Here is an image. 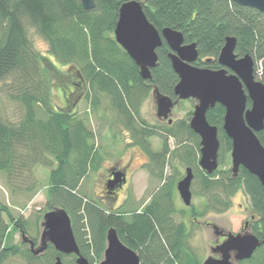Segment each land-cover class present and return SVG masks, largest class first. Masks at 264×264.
I'll use <instances>...</instances> for the list:
<instances>
[{"label":"trees","instance_id":"16d2710c","mask_svg":"<svg viewBox=\"0 0 264 264\" xmlns=\"http://www.w3.org/2000/svg\"><path fill=\"white\" fill-rule=\"evenodd\" d=\"M124 1L96 0L95 8L88 10L81 0H0V93L15 105L11 113L0 103V173L7 187L35 193L40 187L35 168L56 163L50 170L46 211L54 207L67 210L80 252L90 264L103 259L111 227L139 254L143 264H202L189 245L186 223L174 216L178 211L177 182L182 175L178 168L174 170L178 164L193 168L192 191L203 202L202 210L194 202L190 206L193 220L210 211H226L232 197L243 190L251 212L257 215L250 224L251 232L262 239L264 186L245 167L234 175L229 165L232 140L223 128L225 107L217 103L207 113L209 122L218 127L220 139L219 166L211 174L198 163L201 138L190 127L192 110L172 123H149L141 116V105L155 87L177 99L174 88L179 76L164 41L157 49L159 61L151 69L152 77L142 78L139 66L115 39ZM138 1L159 30L171 26L183 32L185 42L197 43V66L221 68L219 53L226 38L235 36V53L254 57L256 78L264 83V12L235 0ZM30 28L47 41L49 54L59 64L69 66L67 72L36 48ZM55 81L67 95L68 106L74 90L83 93L86 89L85 98L94 110L106 99L113 113L109 119L105 117L109 128L119 125L128 131L129 144L146 153L143 167L159 184L145 205L130 208L127 200L108 209L81 192V182L98 170L103 156L94 130L85 120L54 103ZM258 136L264 144V129ZM153 137L160 138V149L153 148ZM167 167L173 174L165 175ZM16 233H20L19 241ZM40 236L41 223L32 235L29 222L22 215L16 217L10 205L0 201V264L17 255L27 264H55L57 256L65 264H77L76 254H63L52 243L42 253H34L30 240L37 246ZM237 264H264V244L251 258Z\"/></svg>","mask_w":264,"mask_h":264},{"label":"water","instance_id":"95a60500","mask_svg":"<svg viewBox=\"0 0 264 264\" xmlns=\"http://www.w3.org/2000/svg\"><path fill=\"white\" fill-rule=\"evenodd\" d=\"M235 1L264 12V0ZM81 2L88 10L96 6V0ZM114 33L116 41L139 66L140 74L145 80L152 77L151 69L158 65V47L164 41L168 43L171 49L169 57L173 69L179 76L174 88L177 99L162 94L155 87L152 94L156 102L157 116L172 123L173 119L169 116L176 104L180 100H195L190 127L201 138L198 159L200 167L211 174L219 166V130L216 125L209 122L207 113L220 103L226 109L223 128L232 140L231 168L234 175H237L243 166L256 175L264 186V144L258 136L264 129V83L256 78L254 57L251 54L237 56L235 53L236 37L226 38L218 56L221 68L197 66L195 64L199 58L197 43L185 42L183 32L171 26L159 30L149 20L143 4L138 0H125L122 3ZM120 180L121 174L116 173L109 186L113 187ZM193 180V168L188 166L185 175L177 182V190L187 206L193 204ZM249 228V232L227 233L223 242L212 247L213 253L219 257L210 255L202 264H237L240 260L251 258L257 248L264 244V233L260 239L251 232V227ZM48 243H52L63 254H76L77 264H90L88 258L80 252L71 216L62 207H54L44 214L38 245L30 240L31 249L36 254L42 253ZM55 264L65 263L57 256ZM98 264L143 263L139 254L121 240L117 229L111 227L107 232L104 257Z\"/></svg>","mask_w":264,"mask_h":264},{"label":"rangeland","instance_id":"374dc122","mask_svg":"<svg viewBox=\"0 0 264 264\" xmlns=\"http://www.w3.org/2000/svg\"><path fill=\"white\" fill-rule=\"evenodd\" d=\"M30 36L36 48L44 55L51 57L62 72H67L69 66L61 65L56 59L49 54V45L47 41L38 33L35 28L29 29ZM53 85V100L59 107H64L76 115L78 118L85 120L88 127L94 130L95 143L100 148L103 160L98 170L91 171L81 182V192L88 194L100 201L106 208L111 209V199L101 197L103 191V183L106 174V168L112 164H118L120 167L128 169L129 183L120 191V201L115 204L119 207L126 203L130 208L143 206L150 199L151 194L157 189L159 181L147 176L143 164L148 160V157L143 150L136 145H130L131 140L128 131L121 129L120 126L114 125L112 129L109 128V115L113 113L109 110L108 101L103 100L99 110H94L91 103L85 98L86 89L83 93L80 90H74L70 95V106L67 105L65 97L67 95L62 92L60 84ZM3 82H0V87ZM0 103L6 104L8 110L12 113L15 105L8 101L3 93H0ZM195 100L187 99L179 102L173 108L169 118L177 120L187 116L190 110H194ZM141 116L149 123H158L164 121L157 116L156 102L153 94L146 98L141 105ZM107 119H106V118ZM117 134V138L114 137ZM172 147L174 146V139H171ZM152 146L154 149H160L161 140L159 137L152 138ZM56 163L53 164L55 167ZM231 166V159L230 164ZM53 166L38 165L34 170V175L40 184L39 189L35 192H14L11 191L7 185L5 176L0 173V201L10 205L14 215L17 217L22 215L24 219L29 222L30 233L36 235L37 227L42 222L43 214L46 213L48 207V183L50 170ZM185 175L186 167L178 164L174 168ZM173 169L166 168L165 175L173 174ZM148 173V172H147ZM180 177V178H181ZM104 200V201H103ZM103 201V202H102ZM175 202L178 211L175 213L177 221H184L189 230V245L197 258L203 262L208 256L213 255L219 257L218 254L213 253L212 247L220 243L222 236L229 232H249V226L245 223L251 221L252 212L249 208V199L243 190H239L232 197V204L226 211L217 213L210 211L205 217L192 219V214L189 210L190 206L184 204L180 197L178 190L175 193ZM193 202L197 205L199 210H202V199L193 194ZM46 211V212H45ZM210 222V224H209ZM214 226L222 233H216ZM20 233L15 234V240L19 241ZM4 264H27L21 256H11Z\"/></svg>","mask_w":264,"mask_h":264},{"label":"flooded vegetation","instance_id":"af4514ba","mask_svg":"<svg viewBox=\"0 0 264 264\" xmlns=\"http://www.w3.org/2000/svg\"><path fill=\"white\" fill-rule=\"evenodd\" d=\"M128 169L124 167H120L118 164H112L110 167L106 168V174L105 179L103 183V191L101 194V197H107L111 199L112 208H115L116 205L120 201V191L124 189L125 186L129 183V176H128ZM119 173L121 174V180L120 182L116 183L113 187L109 186V182L115 177V174ZM104 201V200H103ZM102 201V202H103ZM251 221H247L245 224L246 227H250V224L253 220H256L257 215L252 213L251 215ZM210 224V222H209ZM216 230V227H214V231ZM217 231V232H216ZM215 232L221 234L222 232H219L217 229ZM227 235H224L220 239V243L223 242L226 239Z\"/></svg>","mask_w":264,"mask_h":264},{"label":"crops","instance_id":"0c3cea01","mask_svg":"<svg viewBox=\"0 0 264 264\" xmlns=\"http://www.w3.org/2000/svg\"><path fill=\"white\" fill-rule=\"evenodd\" d=\"M147 176L149 177V174L146 172Z\"/></svg>","mask_w":264,"mask_h":264},{"label":"built area","instance_id":"2783aa9c","mask_svg":"<svg viewBox=\"0 0 264 264\" xmlns=\"http://www.w3.org/2000/svg\"><path fill=\"white\" fill-rule=\"evenodd\" d=\"M261 70V69H260Z\"/></svg>","mask_w":264,"mask_h":264}]
</instances>
